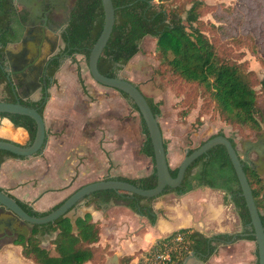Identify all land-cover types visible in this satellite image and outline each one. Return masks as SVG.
Listing matches in <instances>:
<instances>
[{
    "label": "trees",
    "instance_id": "1",
    "mask_svg": "<svg viewBox=\"0 0 264 264\" xmlns=\"http://www.w3.org/2000/svg\"><path fill=\"white\" fill-rule=\"evenodd\" d=\"M166 1L112 0L115 8V20L111 34L98 59L99 71L108 76H119V71L123 66L140 51L143 37L149 35L156 39V53L160 57V65L163 64L175 78L184 83L196 84L201 87L205 94V102L212 103L220 116L228 123L242 125L251 130H259L262 108L264 107V74L258 79L253 70L245 69L244 61L236 60L230 55L218 51L213 37L199 25L201 11L199 8L203 3L201 0H193L187 9L188 23L174 21L171 13L178 11V8L167 6ZM213 17L219 24L211 22L210 27L216 31L217 29L221 32L227 31V28L222 24L226 17L217 12H213ZM24 19L25 15L16 10L13 0H0V83H3L5 89V95L0 100L13 102L18 100L24 105L37 108L41 114H44L49 97L48 88L53 82H56L53 76L62 65L64 58L72 56L74 53H80L88 62L91 47L99 36L104 23L103 6L101 0H74L69 11L68 23L62 32L64 47L61 53L48 60L47 69L52 80L48 79L47 88L38 99L18 96L13 83L7 77L8 70L5 67V47L9 43L19 41L24 28ZM76 74L83 85L79 67L76 68ZM255 84L259 85V91L254 87ZM119 92L138 111L137 106L127 93L120 90ZM145 96L152 111L159 115L161 113L160 101H154L151 97ZM138 114L141 131L144 134L139 152L150 157L152 171L138 177L123 175L116 177L137 186L149 188L153 187L157 180L153 164V148L145 122L141 114L139 112ZM0 116L8 118L14 126H20L26 130L28 139L22 144L27 145L32 142L36 130L33 118L24 114L8 112H0ZM182 116L185 117L186 113ZM219 133L222 132H216L209 137ZM228 137L235 146L234 139L231 136ZM0 139L7 138L0 137ZM164 146L167 147L165 139ZM192 150L193 148H189L188 152ZM40 152L41 150L35 154ZM10 157L24 158L26 156H17L8 150L0 149V165ZM242 165L264 226V179L261 178L254 165L247 161H242ZM177 168L178 166L170 167L172 176L176 175ZM200 186L223 191L224 200L233 205L240 219V231H218L207 235L192 227H180L157 239L149 248L142 251L146 260L137 255L141 251L138 250L132 255L121 257L120 262L126 264L133 257H137L139 264H147L149 257L158 252H167L170 255L169 260H164L159 264L180 263L190 252H194L201 261L205 262L216 252L221 243L234 242L239 239L255 240L249 211L234 167L223 144L213 145L195 158L187 166L180 184L176 187L166 186L159 195L167 192L183 194ZM0 189L5 190L2 187ZM8 194L26 212L36 216L49 212L63 201L62 199L47 210H36L29 202L21 200L9 192ZM157 196L147 197L112 188L99 189L83 196L73 207L83 200L85 204L92 203L95 209L102 210L111 205H124L138 215L146 217L153 225L157 220L158 210L153 206ZM29 226L30 235L28 237L18 236L13 239V243L21 245L22 256L36 264H84L95 259L97 264L103 262L107 251L106 247L95 245L100 237V224L98 220L92 219L89 212L76 216L74 222L69 216L61 215L53 221L42 224L29 223ZM53 233L55 235L50 242L53 244L54 252H51L41 245V241L44 235ZM96 253L99 254L97 257ZM257 262L258 258L256 264Z\"/></svg>",
    "mask_w": 264,
    "mask_h": 264
},
{
    "label": "rangeland",
    "instance_id": "2",
    "mask_svg": "<svg viewBox=\"0 0 264 264\" xmlns=\"http://www.w3.org/2000/svg\"><path fill=\"white\" fill-rule=\"evenodd\" d=\"M74 0H68L72 5ZM203 3L199 8L200 17L199 25L204 27L208 35L213 37L218 51L222 54L230 55L239 61H244L246 70H253L256 78H261L264 74V0H201ZM193 0H167V6H174L178 11H173L171 17L178 23H188L187 9L191 6ZM172 7V8H174ZM213 12L226 17L222 22L227 31L214 30L210 27V23L219 24L214 17ZM203 23V24H202ZM139 55L134 57L130 62L123 66L126 67L119 74L134 83H136L140 90L154 101H160L161 113L158 115V121L162 130L168 135L166 141H169L171 136L181 138L184 142L181 145L173 144L168 152L167 157L170 167L176 164L178 160L182 159L185 150L194 148L200 144L201 141L207 139L210 135L221 131L227 136H231L236 146L242 154L245 151L243 142L253 137V130L242 126L234 125L225 121L220 116L218 110L213 104L205 102V94L202 88L196 84H187L179 79L164 67L160 65V57L156 53V39L149 35L143 37L140 44ZM79 67L81 74L90 80L96 86L101 88V91L94 93L91 85L86 89V94L93 93L90 98L93 101L94 110L101 120V142H102V162L100 169L106 175H123L125 174L119 167L123 163V159L128 163H132L133 171L127 172L128 176H136L137 174L145 173L144 166L136 169L141 158L142 153L139 152V147L144 139V134L141 131L140 117L138 111L131 105L130 101L126 99L121 93L109 87L96 82L90 75L87 62L84 56L80 53H74L72 56H67L63 60L62 66L55 72L58 74L56 82L51 85V92L54 96L62 92L61 83L63 77L72 75L76 76V68ZM62 74H61V73ZM100 84V85H99ZM254 87L259 91V85ZM106 89L107 91H102ZM80 93V89H78ZM50 93V92H49ZM5 95L3 83H0V98ZM120 99L118 104L115 98ZM205 102V103H203ZM84 108L83 104L80 105ZM100 108V109H99ZM126 109V112L124 111ZM125 112V113H124ZM129 112V113H128ZM186 113V116L182 115ZM45 114V111H44ZM120 114V117H119ZM129 114V120L125 122L123 117ZM121 115L123 117H121ZM117 116V117H116ZM97 115L95 113V119ZM263 117V118H262ZM261 127L264 119V107L262 108ZM1 124V119H0ZM182 127V128H181ZM0 137H6V133H1ZM18 136V135H16ZM6 137L16 141H20L19 137ZM170 136V137H169ZM126 145V151H125ZM105 146V148H104ZM173 146V147H172ZM125 151V152H123ZM129 152L132 157L129 156ZM103 154H107L108 163L103 161ZM250 157L257 160L251 150ZM124 156V157H122ZM141 162V161H140ZM147 165L151 169L152 161L148 159ZM100 171V170H99ZM264 179V169L261 175ZM101 179V178H100ZM13 182V181H10ZM80 184V183H79ZM73 186V189L79 186ZM72 189V190H73ZM189 196L186 198L190 203L202 200V204H206L207 214L200 212V218L203 221L202 229L211 233L216 231L236 232L241 230L240 219L235 212L233 205L224 200V193L220 189L210 188L208 186H200L190 190ZM194 191V192H192ZM175 192H167L157 196L154 199L155 206H160L164 201L171 205L178 206L183 204L184 199H179L180 194L173 198ZM86 209L92 210L90 204H85V201L79 202L75 207V212L81 213ZM158 209L162 210L161 207ZM134 222L141 223V221L133 219ZM144 226V225H143ZM143 226H137L134 231L143 233ZM45 245H48L45 240ZM136 245L142 246V240L137 239ZM226 252H221L216 258H209L207 262L200 264H256V242L253 239H239L235 242L226 244ZM170 248V246H169ZM53 252V249H49ZM141 250L138 256L146 260V256L142 254ZM99 253V252H98ZM96 253V257L99 255ZM155 254L149 257L147 264H156L154 262ZM12 260V259H11ZM98 260V259H97ZM96 259L88 261L84 264H97ZM0 264H7V261H0ZM194 264V263H193Z\"/></svg>",
    "mask_w": 264,
    "mask_h": 264
},
{
    "label": "crops",
    "instance_id": "3",
    "mask_svg": "<svg viewBox=\"0 0 264 264\" xmlns=\"http://www.w3.org/2000/svg\"><path fill=\"white\" fill-rule=\"evenodd\" d=\"M138 55L139 52L128 63L130 62L131 64V60ZM124 69L122 68L121 71ZM55 78H58V74ZM82 78L84 86L79 81L77 74L75 78L72 75L64 76L63 82L61 83L62 92L59 95L57 94V96H54L51 92V86L48 88L50 93L44 108L47 139L42 151L24 158L10 157L5 159L0 165V187L15 197L29 202L36 210H47L51 208L75 190L77 187L73 189V186L79 183L80 186L84 183L110 176L106 175L100 169L103 151L100 128L101 120L97 110H94L93 101L90 99L93 93L86 94L90 85L94 93L95 90L101 91V88L92 83L91 78L83 75ZM104 87L108 86L104 85ZM78 89H80V93ZM102 91L107 90L104 89ZM37 97L35 95L32 99H37ZM115 99L118 104H121L118 97ZM81 104H83L84 108L80 107ZM124 111L126 112L125 108ZM95 113L97 115L96 119L94 118ZM126 115L125 117L121 115L125 122L129 120V114ZM0 119V132L6 133V137L18 135L16 137H19L20 141L11 138L7 139L19 143L26 142L28 134L24 128L14 126L6 117L0 116ZM162 132L163 137L167 139L168 135L165 134L164 129ZM168 139H170L167 141L166 147V151L168 150V152L171 145L176 144L178 146L184 142L183 139H177L176 136H171ZM124 148L126 151V145ZM129 156L132 157L130 152ZM108 159L107 154H103V161H107V165H109ZM139 159L141 162L139 161L136 169L138 170L144 166V169H146L145 173L137 174L136 176L126 175L128 171H133V160L132 163H128L123 159V163L119 167L125 173L123 176L138 177L147 175L152 171V165L151 169L147 165V161L150 159L149 156L143 154ZM180 161L179 159L172 167L178 166ZM189 193L191 191L178 196L179 199H184L183 204L178 206L171 205L166 201L160 206H155L153 203L154 208L158 210L157 220L153 225L150 224L146 217L138 215L128 207L119 204L111 205L102 210L95 209L93 204L90 203L93 211L86 209L78 213L73 209L70 214L78 216L84 215L87 212L91 213L92 219L98 220L100 224V237L95 245L106 247L107 250L101 264H122L120 262L121 257L132 255L138 250L149 248L157 239L180 227H192L204 234H211L202 229L203 221L199 219L200 212L205 213L203 217L206 216L208 212L206 211L207 205L202 204V200H199L200 205H198L197 199H195V202L190 203L186 199ZM177 195L173 194V198ZM159 207L162 210L158 209ZM207 215L209 217L211 216L210 214ZM135 218L138 221L140 220L141 223L134 222L133 219ZM138 225H144L142 228L144 230L143 233L134 231ZM11 227L14 228V231L10 230ZM26 231H31L29 224L27 225L18 219H15L13 222L12 214L8 210L0 207V233H8L9 237L0 243V261H7V264H36L29 258L22 256L21 245L13 243V239L16 236H22L19 234L20 232ZM54 235L55 233L44 235L41 245L45 248L53 249V244L50 240ZM137 239L142 240V246L135 244ZM45 240H47L48 245H45ZM226 244L229 243L219 244L216 252L211 256L216 258L218 255H221V252H226ZM211 256L209 258H212ZM193 263L200 264L204 262L194 257L187 259L183 264ZM126 264H139V262L137 257H133Z\"/></svg>",
    "mask_w": 264,
    "mask_h": 264
},
{
    "label": "water",
    "instance_id": "4",
    "mask_svg": "<svg viewBox=\"0 0 264 264\" xmlns=\"http://www.w3.org/2000/svg\"><path fill=\"white\" fill-rule=\"evenodd\" d=\"M28 1L32 2L33 0ZM101 3L104 11V23L99 36L91 47L87 62L88 69L90 75L96 82L108 87H112L118 91L120 90L127 93V95L132 99L133 103H135V105L137 106L138 112L141 114L148 129L153 148V164L157 175L156 184L153 187L143 188L127 180L119 179L116 176L93 180L77 187L69 195H67L57 207L40 216H36L34 214L26 212L22 208V206L8 194V192L0 189V206H3L5 210H8L12 214L13 222L15 219H18L23 221L27 225L29 223L42 224L53 221L61 215L69 216L71 218V221L74 222L76 216L70 214L74 209L73 206L78 200H80L83 196L89 194L90 192L99 189L112 188L116 190L136 193L147 197L157 196L163 192L166 186H178L183 178L187 166L195 158L206 152L207 149H209L213 145L223 144L226 147L227 153L237 175L242 195L244 196L246 206L251 218V223L253 225L252 233L255 236L257 247V264H264V226L260 218V212L255 204L251 186L242 165V161H250L249 154L246 151L240 154L238 148L232 144L230 138L223 133H219L208 137L201 144L193 148V150L190 152H188L187 148L185 150L183 158L178 164L176 175H171L167 151L164 146L163 132L158 121V115H156L152 111L144 93L133 81L124 78L121 75H105L98 69L99 56L111 34L115 20V8L112 0H101ZM5 54L9 62L10 70H24L34 64L36 60H38V63H41L42 61L45 62L47 58L43 55L41 50L40 33H35V35L31 36L26 32L21 37L20 41L16 42L15 48L12 47V45L6 46ZM40 54H42L43 56L41 55L38 58ZM15 60L19 62L18 66H14L13 64V61ZM33 92L34 89L32 91H28L27 93L21 92L17 94L22 98H30L32 97ZM0 112L24 114L33 118L36 123L35 135L30 144L24 145L10 139H0V149L8 150L16 154L17 156H31L40 150L42 151V147L44 148L45 139L47 137V128L44 114H41L37 110V108L24 105L18 100L14 102L0 100ZM245 142L252 145L253 148H257V146L260 145L259 139L257 141L247 139L245 140ZM256 159L257 160H254L257 164L255 169L260 175H262L264 169V153H259ZM10 230L14 231V228L11 227ZM19 234L28 237L30 235V232H20ZM194 257L198 258L194 252H190V254H188L182 262L177 264H183L185 261H187V259Z\"/></svg>",
    "mask_w": 264,
    "mask_h": 264
},
{
    "label": "flooded vegetation",
    "instance_id": "5",
    "mask_svg": "<svg viewBox=\"0 0 264 264\" xmlns=\"http://www.w3.org/2000/svg\"><path fill=\"white\" fill-rule=\"evenodd\" d=\"M13 4L19 13L25 15L21 37L26 32L31 36L35 35V33H40L41 50L43 55L47 58L45 57V62L42 61L41 63H38V60H36L34 64L24 70H10L9 62L6 57L5 67L8 70L7 77L13 83L16 93H27L34 89L32 97L37 95L38 99L43 92H45L48 79L52 80L47 69L48 60L61 53L64 47L62 32L68 23L69 11L72 5L68 0H33L32 2L28 0H13ZM16 42L9 43L7 46L12 45V47L15 48ZM41 55L42 54H40L38 58ZM13 64L14 66H18L19 62L15 60ZM258 139L261 146L259 145L257 148H253L252 145L243 142L244 145H246L245 151L249 154L252 150L255 157H257L259 153H264V123L259 130H253V137L250 140L257 141ZM248 162L255 167L257 166L252 157H250V161ZM0 207L4 208L3 206ZM6 238H9L8 233H0V243Z\"/></svg>",
    "mask_w": 264,
    "mask_h": 264
},
{
    "label": "built area",
    "instance_id": "6",
    "mask_svg": "<svg viewBox=\"0 0 264 264\" xmlns=\"http://www.w3.org/2000/svg\"><path fill=\"white\" fill-rule=\"evenodd\" d=\"M170 259V255L167 252H162V253H155V257H154V262L156 264H159L160 262L164 261V260H169Z\"/></svg>",
    "mask_w": 264,
    "mask_h": 264
},
{
    "label": "bare ground",
    "instance_id": "7",
    "mask_svg": "<svg viewBox=\"0 0 264 264\" xmlns=\"http://www.w3.org/2000/svg\"><path fill=\"white\" fill-rule=\"evenodd\" d=\"M162 224V223H161ZM166 224V223H165ZM164 225V224H163Z\"/></svg>",
    "mask_w": 264,
    "mask_h": 264
}]
</instances>
